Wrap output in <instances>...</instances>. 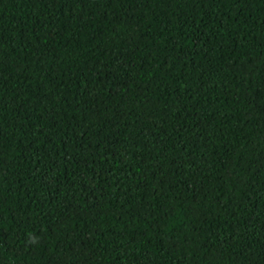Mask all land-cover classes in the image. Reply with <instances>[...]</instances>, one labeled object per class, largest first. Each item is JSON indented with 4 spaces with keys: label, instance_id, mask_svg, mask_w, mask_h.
I'll use <instances>...</instances> for the list:
<instances>
[{
    "label": "trees",
    "instance_id": "16d2710c",
    "mask_svg": "<svg viewBox=\"0 0 264 264\" xmlns=\"http://www.w3.org/2000/svg\"><path fill=\"white\" fill-rule=\"evenodd\" d=\"M0 264H264V0H0Z\"/></svg>",
    "mask_w": 264,
    "mask_h": 264
}]
</instances>
